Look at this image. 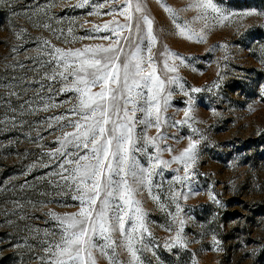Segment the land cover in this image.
<instances>
[{"label":"snow or ice","instance_id":"obj_1","mask_svg":"<svg viewBox=\"0 0 264 264\" xmlns=\"http://www.w3.org/2000/svg\"><path fill=\"white\" fill-rule=\"evenodd\" d=\"M156 3L168 16L173 34L195 43L207 42L210 21L213 26H224L234 18L242 21L253 16L264 17V12L255 9L225 10L217 0H187L183 7H175L168 0H156ZM55 6L49 0L46 7L35 5L34 13L47 15ZM64 7H90L88 16L111 17L103 24H92L89 29L93 33H108L100 37L108 43L62 48L43 39L36 41L34 50L23 60H18L16 57L21 51L27 52L25 45L31 42L27 29H20L16 33L19 44L11 51L15 54L14 69H20L24 75L10 77L19 91L8 81H0L3 89L0 126L31 129L28 138L39 155L22 175L27 177L33 169L54 166L56 171L39 179L45 180L48 175L56 177L54 195L75 193L71 199L78 201L79 206L76 211L63 214L47 209L45 223L51 222V229L43 230L46 239L39 241L40 252L32 249L26 238L17 247L28 245L38 264H102V261L153 264V260L159 261L160 248L169 252L188 250L190 240L184 229L193 218L181 215L184 209L180 201L186 202L200 191L189 182L196 175L199 148L205 139L203 135L193 138L200 130L193 126L197 119L192 94L212 88L187 85L180 69L191 67L197 71L199 58L178 52L165 42L152 15L150 0H77L74 5L66 3ZM189 11L194 13L191 19L183 15ZM198 23L199 30L195 27ZM42 27L57 34V39L64 35V29L51 28L47 23ZM72 33L73 28L68 27L67 35ZM86 38L96 39L72 36L73 40ZM65 41L70 42L67 36ZM216 48L227 52L228 45H215L206 53ZM261 50L264 53V46ZM222 59L227 60L228 56ZM261 62L264 63V58ZM222 80L220 77V82L214 81L213 87L219 88ZM176 90L187 98L185 107L177 110L183 112L180 119L169 111ZM69 93H75L74 101H56L55 97ZM260 97L264 99V86L260 88ZM66 104L69 106L65 107ZM56 109L63 111L56 114ZM212 114L218 115L215 109ZM26 116L37 119L27 120ZM183 126L190 129V135L179 136ZM153 129L155 133L149 135ZM48 136L53 137L55 147L46 148ZM171 139L177 142L186 139L187 144L178 154H172ZM16 142L0 143V149L6 150ZM164 152L170 154V159H163ZM44 158L48 163H43ZM173 163L180 167L172 169L177 175L169 183L182 186L184 191L169 189L167 197L162 199L164 188L156 178L163 175V169L172 168ZM16 179L12 177L0 183L4 199L13 195V214L26 211L22 201L31 204L32 193L48 199L49 193L40 192L37 185L27 179L16 185ZM144 193L167 213L168 222L162 227L169 235L163 241L155 237L150 227L149 212L140 198ZM208 197L223 206L211 189ZM167 199L175 205L174 213L168 212ZM29 231L40 233L39 229ZM211 242L216 245L213 250H217L220 241L215 235Z\"/></svg>","mask_w":264,"mask_h":264},{"label":"rangeland","instance_id":"obj_2","mask_svg":"<svg viewBox=\"0 0 264 264\" xmlns=\"http://www.w3.org/2000/svg\"><path fill=\"white\" fill-rule=\"evenodd\" d=\"M52 2L56 6L46 15L34 13V8L35 5L46 7L49 0H13L10 4L7 0H0V81H8L14 90L19 91V88L15 87L16 82L10 80V77L24 75L20 69H14L12 58L15 54L11 51L19 44L16 33L20 29H27V38L31 42L25 45L28 51H21L16 57L18 60H23L25 55L34 50L36 41L43 39L51 40L53 44L62 48L108 43L100 39L108 33H93L89 29L92 24H103L111 17L88 16L87 13L92 11L90 7H64L66 3L74 5L77 0ZM186 2L187 0H168V3L175 7H183ZM217 2L228 11L255 9L264 12V0H217ZM150 7L165 42L178 52L199 58L195 65L197 71H192L191 67L180 69V74L187 81V85L212 88V91L205 90L192 94L196 101L197 119L193 126L200 130L193 138L203 135L205 139L199 148V157L195 165L196 175L189 182L200 191L190 196L186 202L180 201L184 209L181 215L185 218L190 215L193 218L184 229L190 240L189 249H175L169 252L160 248L157 250L159 261L153 260V264H264V99L260 97V88L264 86V63L261 62L264 58L261 50V46H264V27H261L264 25V17L253 16L242 21L234 18L233 22L224 26H213L210 21L207 42L195 43L173 34L169 18L156 0H150ZM183 15L191 19L194 13L189 11ZM73 20L75 23H70ZM45 23L54 29H64V35L57 39V34L42 27ZM249 25L252 27L249 28ZM200 26L199 23L195 25L197 30ZM68 27L73 28L72 36L78 38L94 36L96 39L73 40L72 36L67 35ZM66 36L70 42L65 41ZM218 44H227V52L216 48L214 52L206 53L208 48ZM225 55L228 56L227 60L222 59ZM220 77H223L221 86L213 87V82H220ZM55 99L57 102L70 99L74 101L75 93L62 94ZM186 99L182 92L176 90L169 109L176 119L182 118L183 112L177 110L185 107ZM212 109H215L218 115H213ZM62 111L63 109L55 110L56 114ZM25 119L37 118L26 116ZM30 133L29 127L11 129L10 126H0V143L7 145L9 140L17 141L6 150L0 149V183L17 177L15 184L19 185L27 179L30 184L37 185L40 192L49 193V196L45 199L32 193L31 204L28 200L22 201L26 211H17L13 214V195L4 199V194L0 193V264H38L28 245L36 252L41 251L39 241L46 239L43 230L51 229V222L45 223L48 220L45 215L47 209L63 214L74 212L79 206L78 201L71 199V195L75 193L60 197L54 195L56 177L48 175L45 180L39 179L56 171L54 166L33 169L27 177L22 175L33 158L39 155L28 138ZM154 133L153 129L149 135ZM190 134L187 126L179 130L181 137ZM186 144V139H180L179 142L171 139L170 145L174 148L172 154H178ZM45 146L46 148L56 146L53 137L48 136ZM163 159H170V154L164 152ZM43 163H48L47 158H44ZM179 167L180 165L173 163L172 168L163 169V175L156 178V182L162 184L164 188L162 199L167 197L169 189L184 191L182 186L175 185L174 182L169 183L171 178L177 175L172 169ZM209 189L216 194L223 206L209 199ZM140 198L144 208L149 212L148 219L152 222L150 227L155 237L163 241L169 235L162 227L168 222L167 213L162 212L147 193ZM37 200L44 203L36 204ZM48 200L52 202L48 203ZM166 203L168 212L174 213L175 205L170 199H167ZM33 204L36 206L33 207ZM9 220L11 223H8ZM35 229L40 230L39 235L35 231H29ZM212 235L220 241L217 250H213L216 245L211 242ZM25 238L28 245L17 247ZM102 264L106 262L102 261Z\"/></svg>","mask_w":264,"mask_h":264}]
</instances>
